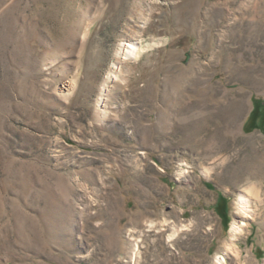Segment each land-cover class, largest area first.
<instances>
[{
	"label": "rangeland",
	"instance_id": "374dc122",
	"mask_svg": "<svg viewBox=\"0 0 264 264\" xmlns=\"http://www.w3.org/2000/svg\"><path fill=\"white\" fill-rule=\"evenodd\" d=\"M135 227L141 264H264V0H0V264H129Z\"/></svg>",
	"mask_w": 264,
	"mask_h": 264
},
{
	"label": "bare ground",
	"instance_id": "6f19581e",
	"mask_svg": "<svg viewBox=\"0 0 264 264\" xmlns=\"http://www.w3.org/2000/svg\"><path fill=\"white\" fill-rule=\"evenodd\" d=\"M149 47H150V45H148L147 47H142V46L138 45L137 43H134V41H133V42H127L125 44H122L120 51H121V54L123 56H125V58L127 57L128 59L137 60L141 56L142 52L144 50L148 49ZM115 78H116L115 75H113V74L109 75V80H113ZM104 91L105 90H103V92ZM102 94H104V93H102ZM204 174H206L208 176L207 170L204 171ZM258 198H259V187L256 185L252 184L251 186H248L246 189H244L240 192L239 197L237 199V213H236L237 216H236L235 221L232 223V226L230 229V237H231L232 243L235 240H237L238 237L244 231L243 228L246 225V223H244L242 221H244V219H246V218H252L251 214H252V212H253L252 210L254 208L253 201L255 199H258ZM141 217H142V215H141ZM168 220L169 219L166 218L162 221V223H163L162 225H164V227L166 226L165 224L168 223ZM141 223H144L143 220H139L137 222L138 225ZM146 224H148V226H146V227L149 230L147 232L156 233V236H158L159 239L166 233L165 228L163 226H157V223L155 222V220L151 219V221H147ZM167 225L170 226V228H169L170 232H169V235L167 236V240H169L168 242H172L173 240H176L175 238L180 233H182V229L184 228V226H179L177 224L171 225L169 223ZM186 229H187V227H186ZM131 232H132V234L130 235L131 239H129V249H128L129 264H141L142 260L144 259V253H146V251H142V248L140 247L141 236L143 234V231H140V230H138V227H135L134 230H132ZM111 242L113 243L112 240H111ZM116 242H118V240ZM153 242H155L157 244V240L156 241L153 240ZM158 242H160V240H158ZM113 246H115V245H113ZM228 250H230V247L228 248ZM215 264H226V259L223 256H220L217 258V261Z\"/></svg>",
	"mask_w": 264,
	"mask_h": 264
},
{
	"label": "trees",
	"instance_id": "16d2710c",
	"mask_svg": "<svg viewBox=\"0 0 264 264\" xmlns=\"http://www.w3.org/2000/svg\"><path fill=\"white\" fill-rule=\"evenodd\" d=\"M223 216V218H225L226 219V215H222Z\"/></svg>",
	"mask_w": 264,
	"mask_h": 264
}]
</instances>
